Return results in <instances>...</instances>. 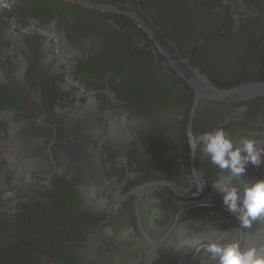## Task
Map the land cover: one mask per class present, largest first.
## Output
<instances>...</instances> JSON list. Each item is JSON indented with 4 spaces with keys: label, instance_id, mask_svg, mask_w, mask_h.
<instances>
[{
    "label": "flooded vegetation",
    "instance_id": "flooded-vegetation-1",
    "mask_svg": "<svg viewBox=\"0 0 264 264\" xmlns=\"http://www.w3.org/2000/svg\"><path fill=\"white\" fill-rule=\"evenodd\" d=\"M112 1L140 7L211 84L264 81V0ZM218 128L264 147V96L196 102L122 15L0 6V264H201L179 245L193 234L264 245V218L241 227L212 187L226 173L199 136Z\"/></svg>",
    "mask_w": 264,
    "mask_h": 264
},
{
    "label": "clouds",
    "instance_id": "clouds-1",
    "mask_svg": "<svg viewBox=\"0 0 264 264\" xmlns=\"http://www.w3.org/2000/svg\"><path fill=\"white\" fill-rule=\"evenodd\" d=\"M199 143L211 163L226 173L212 187L221 196L227 211L244 228L250 227L258 218H264V179L252 183L243 180L249 164L254 167L264 164V147L252 138L234 143L223 128L204 132L199 136ZM226 238L227 233L184 235L179 245L207 253L201 264H264V245L257 246L255 237L249 236L243 243L238 239L225 243Z\"/></svg>",
    "mask_w": 264,
    "mask_h": 264
},
{
    "label": "water",
    "instance_id": "water-1",
    "mask_svg": "<svg viewBox=\"0 0 264 264\" xmlns=\"http://www.w3.org/2000/svg\"><path fill=\"white\" fill-rule=\"evenodd\" d=\"M14 0H0V6ZM75 5L119 14L135 22L156 44L177 75L194 91L196 102L201 99L221 102H242L264 96V81L245 82L229 88L211 84L183 58L161 29L156 27L140 7L112 0H60Z\"/></svg>",
    "mask_w": 264,
    "mask_h": 264
}]
</instances>
